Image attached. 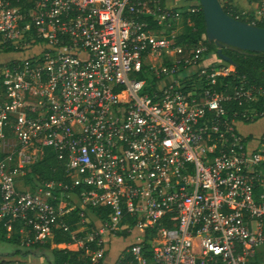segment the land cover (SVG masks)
Wrapping results in <instances>:
<instances>
[{"label": "built area", "instance_id": "built-area-1", "mask_svg": "<svg viewBox=\"0 0 264 264\" xmlns=\"http://www.w3.org/2000/svg\"><path fill=\"white\" fill-rule=\"evenodd\" d=\"M200 11L199 0H0L7 237L96 263L133 233L114 264H264V133L237 127L264 115V88L234 82L203 37L181 39ZM247 18L264 20V0ZM47 156L65 183L27 177ZM60 231L69 239L56 243Z\"/></svg>", "mask_w": 264, "mask_h": 264}, {"label": "trees", "instance_id": "trees-1", "mask_svg": "<svg viewBox=\"0 0 264 264\" xmlns=\"http://www.w3.org/2000/svg\"><path fill=\"white\" fill-rule=\"evenodd\" d=\"M224 11L231 15L232 17L250 22L251 18H247L248 14H242L239 9L233 6L229 0H224L221 2L219 0ZM191 20L194 22V26H190L186 22V17L183 18V34L181 35V39L186 38V40L191 44H195L197 39L203 37L205 43L208 46V51L211 54L213 60H216L219 65H227L228 62L221 60L216 55V45L213 42H209L205 36V24L203 20L202 12L200 11L197 15H191ZM259 26H264V20L256 23ZM195 27V29H194ZM222 52L229 56L233 61V68L235 71V78L233 81L237 82V80L241 77H244L248 82L261 86L264 88V52H251L246 51L243 52L239 49L227 48L224 47ZM264 99V96L260 98V102ZM259 110L264 111V107L259 106ZM40 176L38 179L44 180H63L64 183L67 179L64 178V172L62 166L57 164L53 158H49L47 156L41 164L34 165L31 167V172L29 175ZM37 179V180H38ZM31 180V179H29ZM79 209L75 208L68 215V222L73 223L77 221ZM7 230L3 221H0V240L12 242L16 244L17 248L14 250L13 255L21 254V256H26L30 253L34 255H43L49 259V264H91L90 261L86 259H79L80 252L72 251V250H63V249H55L50 248L49 242L39 245L35 244L30 247H20L19 235L13 233L11 237H7ZM123 235H126L123 233ZM69 239V236L66 233H62L61 231L55 234L53 240L54 242H62ZM13 258L12 256L0 258V264H12ZM22 264H24L22 262Z\"/></svg>", "mask_w": 264, "mask_h": 264}, {"label": "water", "instance_id": "water-1", "mask_svg": "<svg viewBox=\"0 0 264 264\" xmlns=\"http://www.w3.org/2000/svg\"><path fill=\"white\" fill-rule=\"evenodd\" d=\"M205 24V36L213 42L219 59L233 65L222 52L224 47L243 52H264V26L253 25L226 13L219 0H199Z\"/></svg>", "mask_w": 264, "mask_h": 264}, {"label": "crops", "instance_id": "crops-1", "mask_svg": "<svg viewBox=\"0 0 264 264\" xmlns=\"http://www.w3.org/2000/svg\"><path fill=\"white\" fill-rule=\"evenodd\" d=\"M229 1L233 6L237 7L242 14H252L261 5V0H229ZM210 60H213L211 56H210ZM213 61H216V60H213ZM216 63H218V62H216ZM263 116H258L255 120H258V119L262 118ZM262 133H264V131ZM262 133H260V134H262ZM248 135L255 136L251 133H249ZM90 215H91L90 220H92V221L95 220V216L92 214L91 210H90ZM93 216H94V218H93ZM133 235L134 234L132 233L129 235L117 236L116 238H114V239H116V242H114L112 244H111V241H112L113 237L110 238L109 247L113 249V251H112L113 254L110 257L108 264H114L117 261V258L119 256V254L121 253V251L132 241ZM50 248H52V247L50 246ZM72 251H74V250H72ZM13 252L14 251H7V252L3 253L4 255H0V258L7 257V256H12L13 258H18L16 254L13 255ZM30 254L33 255V253H30ZM33 256H34V259L31 260V264H39L40 262L38 263L37 261H35L37 259L44 260L45 262H47V264H49V259L46 256H45L46 258L43 255H33ZM80 259H82V258H80ZM83 259H86V258H83ZM89 261L91 264H103V262H102L103 258L99 262H96V263L91 262V260H89ZM25 264H27V263H25Z\"/></svg>", "mask_w": 264, "mask_h": 264}, {"label": "rangeland", "instance_id": "rangeland-1", "mask_svg": "<svg viewBox=\"0 0 264 264\" xmlns=\"http://www.w3.org/2000/svg\"><path fill=\"white\" fill-rule=\"evenodd\" d=\"M224 0H221V2H223ZM9 55H0V59L8 57ZM239 131L243 134H253L255 136L259 135L260 133H262L264 131V116L258 120H253L252 122H246V123H239L237 125ZM35 185L38 184L37 180H33L32 181ZM18 184V182H17ZM90 210H87V216L90 218ZM91 219V218H90ZM116 238V237H114ZM112 238L111 244L116 242V239ZM109 247V246H108ZM17 248L16 244L12 243V242H8V241H4V240H0V255H4L3 253L7 252V251H14ZM112 248H108L107 251L104 254L103 257V264H108L110 257L112 256ZM17 257L23 261V263H29L31 264V260L34 259V254H28L26 256H21V254H16ZM41 255V254H40ZM9 257V256H7ZM45 257V256H44ZM46 258V257H45ZM25 261V262H24ZM37 261L39 264H47V262H45L44 260L41 259H37L35 260Z\"/></svg>", "mask_w": 264, "mask_h": 264}]
</instances>
